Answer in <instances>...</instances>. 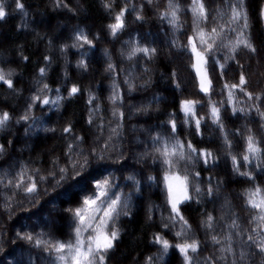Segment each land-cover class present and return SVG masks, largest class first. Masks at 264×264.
<instances>
[{"label": "trees", "instance_id": "16d2710c", "mask_svg": "<svg viewBox=\"0 0 264 264\" xmlns=\"http://www.w3.org/2000/svg\"><path fill=\"white\" fill-rule=\"evenodd\" d=\"M11 11L13 0H6ZM28 10V17L24 18L27 27H21L22 15L17 10L12 12L6 19L0 20V68L5 72L9 69L15 70L12 77L14 86L22 89L19 96L13 93L0 82V110H7L12 113L13 122L7 131L0 132V144L5 146V153L0 155V264H40V258H48L49 254L41 248L35 247L25 241L16 238L17 232L45 233V239L52 238L67 241L70 227V217L65 211L70 207L77 206V199L81 196L83 190L87 188L86 181L79 184L63 185L60 188H53L51 177L46 182H41L39 176L33 170L39 169V175L47 176L49 171L54 170L53 161L58 158V167L68 164V158L65 155L67 145L73 143L74 149H83L88 152L95 148L100 151L104 147L105 140L110 135V128L116 127V121L111 117V104L108 96L111 92L110 84L113 76L105 72L108 58L104 54V49L108 50L111 56V62L115 65L116 81L120 87V94L124 97L122 111L125 113L123 120L124 127L119 130V137H113L109 142L106 152L113 153L112 158L121 153L127 166L123 168L120 165H112L110 161L97 162L92 161L90 173L102 178L110 173L114 174V184L119 187L114 188L116 192L128 193L132 190L131 182L125 180L128 176L126 168L133 167L137 169L141 176L152 175L156 177L155 181H142V191L135 193L132 197L130 206V216H121L118 227L121 229V236L116 250L111 254L108 264H133V259L138 264H144L146 257L159 251V246L152 243L153 233L160 232L165 239L171 243H177L174 231L180 230L177 224L171 230H161V218L169 215V207L165 203L166 193L163 185V169L159 161L153 164L151 156L144 158L141 164L132 161L133 154L137 150L134 145L135 135H141L147 144V150L151 152L152 144L149 139V133L141 131L151 127V133L161 131L155 127L160 121H167L170 112H176L178 123V135L181 140H191L194 146L198 148H207L211 150L218 159L214 164L210 162L205 166L202 162L195 165L180 164V174L183 169L188 168L189 173L199 172L200 176L193 178V184L199 183L202 190H206L209 181L215 187L219 181L220 190L214 193L212 197L202 194L199 197L200 202L195 199L182 206V212L192 227V233L195 238L201 241V250L198 261H202L205 256L211 255L215 248L209 239V235L216 234L224 236L226 232L233 234L232 245L237 254L241 251L242 241L247 240L248 235L255 233L251 231L256 227V223H249L250 217L256 214L255 210H250L245 205V197L242 192L246 188L252 187L246 177H240L233 173L232 164L229 157L226 156L227 149L223 146V141L218 128L214 127L208 117L207 97L200 92L199 82L196 79L195 70L190 67V57L188 53L182 51L179 45L187 44V35L191 34V13L187 11V6L191 0H179L182 9L181 20L184 21V27L180 31H173L166 21L157 18L158 11H163L167 0H153L149 6L146 0H115L119 11L125 3L139 6L144 4L142 15L144 22L134 20L135 13L130 10L125 13L127 28L116 37L109 34L107 24L113 22L110 14L102 7V0H62L68 5V8H54L53 0H22ZM235 2V0H231ZM207 8L211 11L220 6V10L225 12L224 20H227L230 9L227 7L226 0H205ZM247 10L252 24V42L257 46L256 54L250 53L246 49L239 51L236 60L243 65L244 74L248 80L247 90L255 93L264 92V48L260 47V42L264 40V24L257 23L259 8L264 5V0H245ZM72 9L69 11L68 9ZM216 13L213 11L212 15ZM34 25V27L31 25ZM211 17L208 26L211 27ZM85 30L89 39L93 40L94 47L89 48L85 45L82 49L68 48L61 53L59 45L72 43L73 30L76 27ZM34 29V31H33ZM40 33L43 38H36ZM151 33V36H147ZM99 34V39L95 36ZM162 35L168 34L169 43L165 44ZM234 35L229 33V37ZM140 38L141 44H148L157 49V54L151 60L138 54L132 60H128L120 55L121 49L127 51L128 45L125 41ZM52 38L53 46L48 47V39ZM177 42L173 47L172 41ZM101 44V45H100ZM168 51L174 55L177 62L168 60ZM82 52H88V56L82 57ZM23 56L29 57L28 60L21 59ZM47 55L51 58L48 64L43 60ZM84 59L87 63V70L78 67L77 61ZM259 62V64L257 63ZM221 56V63H223ZM43 67L46 70V76L42 83H47L52 89L61 88V95L67 97L63 101L59 111L51 106L39 105L33 109L34 115L44 117V126L55 128V132H45L42 129L25 132L27 124L21 121L15 123L16 118L23 114L27 98L35 92L36 86L33 81L40 78L39 69ZM148 68L150 71L145 72ZM123 69V71H121ZM175 70L176 77L173 81L172 72ZM136 78L135 83L139 85L143 80L151 78V84L147 88H139L129 94L127 85L124 84V78L129 74ZM220 69L215 71L210 69V75L213 78L214 90L211 95L213 102L226 100V93L221 94V86L227 81L237 83L240 69L235 61H230L225 72L224 78L219 77ZM65 73L67 75H65ZM186 74L185 81H182V75ZM188 83V84H187ZM73 84L79 86L82 91L72 97H68V89ZM179 84V88L176 85ZM54 97L55 91L48 93ZM97 97L93 104H89V96ZM160 97L159 101H154L153 97ZM237 100L240 103L237 107L247 109L252 101H247L239 92L236 93ZM182 99H192L200 101L203 107L197 106V115L203 116L201 122L200 135L190 134L194 130V124L189 129L180 121L183 120V113L180 111V101ZM151 103V109L147 114L135 113L134 117L130 114L141 104ZM100 105L99 111L91 113L93 123L88 124L90 109H95ZM217 106H220L217 104ZM264 110V104H260ZM158 108V111L156 110ZM100 117H103V132L101 133L98 125L101 123ZM222 122L229 132V139L233 143L232 152L238 157L244 152L243 136L247 134L245 125L252 129L258 138H264V132L260 129V120L255 110L249 116L237 114L233 116L231 108L224 105L222 111ZM111 121V123H109ZM71 123L73 131L70 134H64L61 129ZM170 128V126H168ZM239 129L240 135H233V130ZM73 135L83 138V142L77 143L73 140ZM11 140V145L8 141ZM115 146L116 152H113ZM75 158V151L73 152ZM143 164V165H142ZM134 165V166H132ZM11 166V167H10ZM25 168V174L32 175L37 181V194L29 196L23 192V189L15 190L8 185L9 180L15 182L16 174L21 168ZM108 168V169H106ZM111 168V169H110ZM241 171H252L256 175L255 183L264 186V175H259V169L255 168L253 163L250 167H241ZM7 172V174H5ZM59 177H57L58 179ZM211 178V179H210ZM122 181L127 182L124 189ZM126 181V182H125ZM129 185V187H128ZM48 189L46 195L44 189ZM151 190V191H150ZM13 192L15 195L13 196ZM190 192L193 196L195 193ZM220 194L224 196L221 199ZM66 197L60 199V196ZM13 196L10 201L7 197ZM38 200L39 204L34 202ZM229 204H225V201ZM9 204L10 207H5ZM223 206V207H222ZM211 213L216 218L214 231L212 233L200 227L201 219L206 218ZM235 213L236 217L231 214ZM151 216V219L148 217ZM223 216L224 219H220ZM233 218H237L238 228L229 229L227 225ZM56 220L55 223L52 220ZM50 221V222H49ZM242 232V235H236ZM50 234V235H49ZM14 241V242H13ZM216 248L219 245L215 246ZM247 251V248L244 249ZM258 253V250H255ZM231 259V256H229ZM261 259L260 255L254 258V264ZM182 255L176 249H170L164 259V264H182ZM159 264V262H157Z\"/></svg>", "mask_w": 264, "mask_h": 264}, {"label": "snow or ice", "instance_id": "6c2138e0", "mask_svg": "<svg viewBox=\"0 0 264 264\" xmlns=\"http://www.w3.org/2000/svg\"><path fill=\"white\" fill-rule=\"evenodd\" d=\"M149 6L152 5L153 0H146ZM227 7L230 9L227 20H224L225 12L220 10V6L213 10H209L206 6L205 0H191V3L187 6V11L191 13V34L187 35V44L179 45L180 49L188 53L190 57V67L195 70L196 79L199 82V90L207 97L208 117L214 127L220 131V136L223 141V146L227 149L226 156L230 158L232 164L233 173L246 177L247 180L252 183V187L243 190L242 195L245 197V205L249 206L250 210H255L256 214L250 217L249 223H256V227L251 231L256 235H248L246 241H242V248L239 254L233 248L232 240L233 234L229 231L224 236H218L216 234L209 235L215 251L202 258V261H198L197 257L201 250V241L195 238L192 233V227L188 220L185 218L182 212V206L187 202L195 199L197 203L200 202L199 197L206 193L207 196L212 197L214 193H218L220 190V184L223 181H219L215 187L209 185L206 190H202L199 183L193 184V178L200 176L199 172L189 173L188 168L183 169V174H180V164L191 165L193 168L196 164L202 162L207 166L215 163L218 157L207 148H198L194 146L191 140H181L178 135V123L177 113L170 112L169 119L167 121H160L159 125L155 126L161 129L156 133H151V127L148 129H141L149 133V139L152 144V150H146L138 155V161L151 156L153 164L157 161L160 162L163 169V185L166 193L165 203L169 207V215L165 218H161L160 228L161 230H171L175 228L177 224L180 225L179 231H174L172 234L177 243H171L168 239H165L160 232L153 233L152 243L159 246L157 253L151 254L146 257L144 264H164V259L168 255L170 249H176L182 255V264H254V258L260 255L261 259L256 264H264V186L259 183H255L256 175L252 171H241V167H250L255 164V168L259 169V175H264V138H258L251 128L245 125L247 134L243 136L244 140V152L239 157L232 152L233 143L229 139V132L222 122V111L224 105L227 104L231 108L233 116L237 114H243L249 116L253 110H255L260 120L261 132H264V110L261 109L260 104H264V92L253 93L247 90L248 80L243 71V65L236 60V57L240 50L246 49L252 54L258 52L257 46L252 42V24L250 23V15L247 10L245 0H226ZM11 11H9V5L6 0H0V20L6 19L12 12L19 11L22 15L21 27H27V23L24 18H27L29 13L25 3L22 0H13ZM54 8H68L66 3L62 0H53ZM102 7L110 14L113 22L107 24L109 34L116 37L119 33L123 32L127 28L125 13L129 10L135 13L134 20L137 22H144L145 17L142 15L144 11V4L139 6L135 4L125 3L122 7H119V11H115L117 7L115 0H102ZM72 11V9H68ZM182 9L179 0H167L166 7L163 11H158L157 18L159 20L166 21L173 31H180L184 27V21L181 20ZM215 15H212V12ZM211 17L212 25L208 26L209 19ZM257 23L264 24V5L259 8ZM229 33L234 35L229 37ZM147 36H151V33H147ZM36 38H43L40 33H37ZM99 34L95 36V39H99ZM71 44H61L59 49L61 53L65 52L68 48L82 49L85 45L89 48L94 47L93 40L89 39L85 30L78 26L73 30ZM128 45L127 51L121 49L120 55L128 60H132L137 57L138 54H143L148 60H151L157 54L155 47H150L148 44H141L140 38L131 39L125 41ZM173 47L177 46V42L173 40ZM53 46L52 38L48 39V47L51 49ZM260 47L264 48V40L260 42ZM104 54L108 58V63L105 68V72L113 76L110 84L111 92L108 96V100L111 104V117L116 121V127L110 128V135L105 140L104 147L100 151L92 148L88 152L83 149L78 151L74 149L73 143L67 145V152L65 155L68 158V164L63 167H58V158L54 159V170L49 171L47 176L39 175L40 170L34 169L33 172L39 176L41 182H46L49 177L53 181L52 187L60 188L65 184L71 182L72 184H79L81 181H86L87 188L83 190L81 196L77 199L76 207H70L65 211L70 217L71 231L69 233V239L65 242L55 240L52 238L45 239V233L33 234L31 232H17L16 238L21 241H25L29 244H34L35 247L41 248L44 252L49 254L48 258L41 257L40 264H108L111 258V254L116 250L121 236V229L117 226L121 216H130V206L132 197L135 193L142 191V181H155L156 177L148 175L147 177L141 176L137 179L136 173H131L125 177V180L131 182L132 190L128 193L116 192L114 188L119 185L114 184V174L110 173L106 177L97 178V176L90 173L92 167V161L97 162L110 161L112 165H120L121 168L124 165L120 164L121 160H124V156L121 153L116 155L113 159V153L106 152L109 142L113 137H119V130L124 127L123 120L125 119V113L122 111L124 97L120 94V87L116 81V76L113 75L116 71L115 65L111 62V56L107 49H104ZM82 57L88 56V52H82ZM221 56L223 63H221ZM21 59L28 60L29 57L23 56L21 53ZM43 60L50 64L51 58L47 55L43 57ZM230 61H235L237 67L240 69L239 79L237 83H229L225 81L221 86V94L226 93V100L219 102H213L211 95L214 90L213 78L210 75V69L215 71L218 67L220 69L219 77L224 78L227 66ZM77 66L87 70L88 65L84 59L77 61ZM123 71V69H121ZM145 72L150 71L148 68L144 69ZM40 78L33 81L36 86L35 92L31 94L25 103L23 114L19 115L15 123L19 124L21 121L27 124L25 132L42 129L45 132H55V128H48L44 126V117L34 115L33 109L39 105L51 106L56 108L57 111L62 107L63 101L67 99L61 95V88L56 87L52 89L47 83H42V80L46 76L45 68L39 69ZM15 75V70L9 69L7 72L3 68H0V82L7 85L13 93L19 96L22 89H17L14 86L12 77ZM65 75H67L65 73ZM173 81L175 82L176 72H172ZM135 77L131 72L124 78V84L127 85L128 93H133L137 87L147 88L151 84V78L143 80L139 85L135 83ZM179 88V84L176 85ZM55 91L54 97L48 95ZM82 89L73 84L68 89V97H72L75 94L81 92ZM239 92L247 101H252L247 109L244 107H237L240 101L237 100L236 93ZM97 97L94 95L89 96V104H93ZM160 97L154 96V101H159ZM219 104L220 106H217ZM203 107L200 101L192 99H182L180 101V111L183 113V120L180 124L185 125L189 129L194 124V130L190 134L200 135L201 122L204 120L203 116L197 115V106ZM100 105L97 104L95 109H90V115L88 124L93 123L91 113L99 111ZM151 109V103L141 104L134 109L135 113L147 114ZM158 111V108L156 109ZM101 123L98 127L103 132V117H100ZM13 122L12 113L7 110H0V132L7 131L10 124ZM111 123V121H109ZM170 126V128H168ZM61 131L64 134H70L73 131V125L68 123L63 127ZM233 135H240L239 129L233 130ZM73 140L77 143L83 142V138L78 135H73ZM12 141L9 140L8 144L11 145ZM75 151V158H73V152ZM113 152H116L115 146H113ZM5 153V146L0 144V155ZM11 167V166H10ZM7 174V172L5 173ZM57 177H59L57 179ZM211 179V178H210ZM8 185L15 190L23 189V192L29 196L37 194V181L32 175L25 174V168H21L16 174L15 182L13 180L8 181ZM195 193L193 196L190 192ZM45 194H48V189H44ZM15 192H13V196ZM13 196L7 197V200L13 199ZM35 204H39L36 200ZM225 204H229L226 200ZM5 207H10L6 203ZM223 207V206H222ZM236 217L235 213L231 214ZM151 219V216L148 217ZM220 219H224L223 216ZM216 218L211 213H208L206 218L201 219L200 227L204 228L206 232L212 233L214 231V225ZM229 229L238 228L237 218H233L231 223L227 225ZM50 235V234H49ZM236 235H242V232H237ZM14 242V241H13ZM219 245L218 248L215 246ZM247 248V251L244 249ZM258 250V253L255 251ZM2 251V248H0ZM231 256V259H229ZM133 264L138 262L133 259Z\"/></svg>", "mask_w": 264, "mask_h": 264}, {"label": "rangeland", "instance_id": "374dc122", "mask_svg": "<svg viewBox=\"0 0 264 264\" xmlns=\"http://www.w3.org/2000/svg\"><path fill=\"white\" fill-rule=\"evenodd\" d=\"M34 27V25L32 24L31 25V27ZM34 29H35V27H34ZM34 29H33V31H34ZM161 36H162V38H163V40L165 41V44H168L169 43V36H168V34H166V35H162L161 34ZM101 45V44H100ZM166 51V50H165ZM166 54H167V58H168V60L169 61H171V62H173V63H175V62H177L176 61V59H175V57H174V55L172 56L168 51H166L165 52ZM257 63L259 64V62L257 61ZM182 76V81H185L184 79L186 78V74H181ZM188 84V83H187ZM133 114H134V111H132L131 112V114H130V117H134L133 116ZM140 136L141 135H138V134H136L135 135V139H134V145L136 146V148H137V150L138 149H140L142 152H140V151H136L134 154H133V157H132V161L133 162H135V163H138V164H141V162H143V160L144 159H142V160H140V162H137L138 161V155L140 154V153H143L145 150H146V148H145V145H147L148 144V142H147V144H145L144 143V139H142V138H140ZM122 165H124V166H127L126 164H124V162L123 163H121ZM143 165V164H142ZM132 166H134V165H132ZM106 169H108V168H106ZM111 169V168H110ZM125 172H127V174L129 175V174H131V173H136L137 174V176H139L140 177V173H139V171L136 169H134L133 167L131 168V167H129V168H126V170H124ZM126 182V181H125ZM122 184H123V187H124V189L126 188V184H127V182L126 183H124V181H122ZM128 187H129V185H128ZM131 187V186H130ZM129 187V188H130ZM151 191V190H150ZM65 198L66 197V195L65 196H60V199H62V198ZM220 197H221V199H223L224 198V196L222 195V194H220ZM55 221L56 220H52V222H54L55 223ZM50 222V221H49Z\"/></svg>", "mask_w": 264, "mask_h": 264}]
</instances>
